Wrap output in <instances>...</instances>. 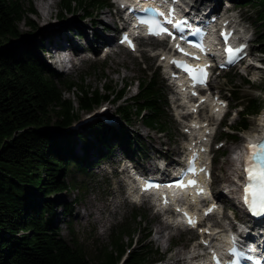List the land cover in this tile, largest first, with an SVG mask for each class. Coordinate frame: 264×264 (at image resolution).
Instances as JSON below:
<instances>
[{
    "label": "trees",
    "instance_id": "16d2710c",
    "mask_svg": "<svg viewBox=\"0 0 264 264\" xmlns=\"http://www.w3.org/2000/svg\"><path fill=\"white\" fill-rule=\"evenodd\" d=\"M231 1L255 6L256 22L261 26L258 44L264 47V0ZM109 5L110 0H61L59 16L64 11L74 12L77 6L86 12L85 16L94 7ZM26 13L35 14L36 9L33 5L25 8L22 0H0V264H93L80 243H71L62 235L57 223L58 207L68 216L72 215L73 205L57 201L52 195L69 192L72 185L63 177L74 169L87 173L94 158L108 157L115 146L121 147L127 156H132L130 152L140 155L137 145L143 149L144 144L130 129L135 118H141L147 127L159 133H168V100L159 73L145 74L150 72L147 69L143 76L135 78L138 90L129 97L126 84L120 89L104 84L105 93L80 85V111H92L104 101H113L122 120L110 123L100 118L77 130L70 128L80 117L74 101L63 96L59 82L73 92L78 85L42 62L31 45L12 48L23 36L21 21L34 27L27 21ZM230 76L227 73L233 84L235 75ZM244 81L250 83L249 79ZM229 93L241 109L231 130H223L222 134L236 141L242 131L249 129L250 117L260 113L264 101L246 98L236 87ZM53 118L57 132L50 130ZM134 219L138 222L136 229L146 222L139 213L134 214ZM64 222L71 229L70 221L64 218ZM128 228L127 225L113 233L100 264H119L125 254V264L161 261L159 249L151 245L137 250L135 247L134 251L131 248L136 242L132 239L126 247L124 235ZM151 234L150 231L146 239Z\"/></svg>",
    "mask_w": 264,
    "mask_h": 264
},
{
    "label": "rangeland",
    "instance_id": "374dc122",
    "mask_svg": "<svg viewBox=\"0 0 264 264\" xmlns=\"http://www.w3.org/2000/svg\"><path fill=\"white\" fill-rule=\"evenodd\" d=\"M60 1L56 0L57 3H60ZM189 1L194 3L195 0ZM213 1L204 0L201 6L207 5V3L211 4ZM226 1L231 3L230 10H233L232 14L236 15L242 22V27L247 28V36L251 38L250 47L252 56L249 57L248 65H243L238 69L227 72L231 76L235 75L233 84L228 81L226 77L227 73L214 78L211 83V89L223 94L232 107L230 116L226 119L224 126L215 130V140L210 152V157L213 159V189L216 192L220 191L221 187H224V190L227 191L226 184L232 182L233 178L238 175L240 168L236 165L235 160L233 161L232 154L236 149L244 145L251 133L260 129L258 118L264 111L263 106L259 114L250 117L251 125L249 129L242 131L237 141H231L223 136V130L228 131L232 127L231 125L239 119L236 111L241 109L240 106H236L235 108L237 101L229 93V90L236 87L246 98L252 97L264 101V69L258 67L260 62L257 61V58H262L261 62H264V56L260 54L261 48L264 47L262 44H258L259 39L257 34L261 26L256 22L255 13L257 9L254 5H245L239 2L233 3L231 0ZM22 2L25 8L33 5L36 9L35 14L26 13L29 22L35 21L36 24L32 22L34 27H31L26 25L24 20L21 21L19 27L23 36L16 40L15 44H12V48L31 45L38 58L42 62L51 65L48 53L46 52L50 48L49 46H51L48 41L52 42L51 38L55 39V37H59L60 32L54 30L49 34L45 33L48 31L45 27L49 24L53 27L63 26L61 28L62 31H66L67 28L73 29L71 38L80 45L81 49L70 43H63V45L74 46L77 50L83 52L76 57L77 61H81L80 64L71 69V71L63 73L64 79L72 80L78 85L75 92L65 89L64 84L59 82L60 87L64 89L63 96L71 98L74 101L75 112L80 117V120L71 125L70 128L74 129L81 120L83 121L87 118H91L88 124L100 119L101 117L97 116V112L105 106L109 109V115L116 118L115 123L122 120V117L117 112V103L113 101H104L92 111H80L77 103V93L80 85L86 88H99L102 93H105L104 84H109L117 89L124 87L126 84V96L129 97L136 94L138 90L137 82L135 81L136 77L143 76L145 69L150 71L145 72V74L157 71L169 104L167 108L170 121L168 133H159L156 129L147 127L141 118H135L130 129L139 135L137 138L142 141L144 148L140 149V146L137 145L141 156L138 153L133 154L130 152L129 154L132 155L131 157L141 167L151 168L156 158L184 152L187 136H189L185 127L188 125L182 124L179 120L178 111L175 109L176 104L173 101L176 95L167 82L165 71L160 66L161 60L159 56L152 55V50L161 47V45L150 39L141 43V50L135 52H127L121 47L115 46L117 50L104 58V53H101L104 43L93 42L91 38L94 35L95 38L101 35L95 32V28L99 29L104 35L107 34L109 36L112 35L113 30L119 29V25L112 16L115 10L109 7H94L88 10L89 15L84 16L86 12L77 6L74 12L64 11L63 16L60 17V5H53V15L49 21H46L40 19L41 14L47 11L43 0H22ZM221 2L222 0H219L218 9L222 6ZM112 3L113 0H110V4ZM112 6L115 7L114 5ZM97 19H100L102 22L97 23ZM72 21H75V25L72 24ZM83 27L84 29H82ZM113 41L116 42V40ZM57 45L59 44L56 43L51 48L54 49ZM51 66L53 67V65ZM245 79H249L250 83L245 82ZM120 103H123L122 100ZM54 121L55 118L52 119L50 130L57 132ZM79 128L77 126L75 130ZM79 146L77 149L78 152H81ZM123 156L125 154L121 147L115 146L108 157L104 159L94 158L95 162L87 173H80L74 169V172L70 173L69 176L63 177L65 181L72 185V188L69 192H60L52 195L57 201L73 205L72 215L68 216H64L61 207H58L57 223L61 227L62 235L71 243L73 241L80 243L93 264H100V257H102L106 247L110 246L113 233L118 232L119 229L125 226L127 228V225L130 228H128L129 231L124 235L126 247H129L131 240L135 239L137 246L135 245L131 248L132 250L135 247V250H137L144 245H151L154 249H159L163 262L156 264H175L173 256L178 250H182V256L186 258L187 252L192 251L193 245L199 243V232L176 230L170 227L148 203L135 204L132 203L131 199H127L122 189V177L125 176V174L121 173L123 165H125V162H122ZM231 159L232 161L230 162ZM236 192V194L226 192L230 199L219 200V211L216 216L209 219L210 223L228 224L224 220V218H227L229 223L234 224V215L236 218L244 219V213L236 204L238 202L236 199L238 198V190ZM232 196H235V198H232ZM76 200L78 201L75 202ZM135 213L142 214L143 218L146 219L142 228L136 229L138 222L134 219ZM64 218L70 221L71 229L65 224ZM161 224L167 225V227L158 232ZM150 231L152 234L146 239V235ZM120 264H123L122 261Z\"/></svg>",
    "mask_w": 264,
    "mask_h": 264
},
{
    "label": "bare ground",
    "instance_id": "6f19581e",
    "mask_svg": "<svg viewBox=\"0 0 264 264\" xmlns=\"http://www.w3.org/2000/svg\"><path fill=\"white\" fill-rule=\"evenodd\" d=\"M43 2H44V4H45V9L47 10L46 12H43L42 14H41V17H40V15H39V17H40V19L41 20H46V21H49V19L52 17V15H53V5H60V3H57L56 2V0H51V1H47L46 2V0H43ZM46 2V3H45ZM202 3H204V0H196V5L197 6H201L202 5ZM211 6L209 7V10H210V12L213 14V13H215V11L217 10V8L219 7V0H214L213 2H211V4H210ZM60 13V12H59ZM60 15V14H59ZM27 21H29L28 20V18H27ZM32 21V20H31ZM34 24H36V22L35 21H32ZM96 22L97 23H100V22H102L100 19H97L96 20ZM75 23V21L73 22L72 21V24H74ZM75 25V24H74ZM63 26H56V27H53V26H51V25H47L46 27H45V29H47L48 31H46L45 33H47V34H49L50 32H53L54 30H56L57 32L59 31L60 32V36L59 37H55V39H53V38H51V40H52V42H50V41H48V43H49V45H54V44H63V43H65V44H74L76 47H78V48H80V45L78 44V43H76V42H74V40L71 38L72 37V32H73V29H71V28H67L66 29V31H62L61 30V28H62ZM96 27V26H95ZM82 29H84V27L82 28ZM95 32L96 33H98L100 36H98L97 38H95V35H94V37L93 38H91V40L93 41V42H98L99 44H101V43H105V42H107V41H111V39H110V36L109 35H107V34H103V33H101L100 32V30L99 29H97V28H95ZM41 36V35H40ZM51 46H49V47H51ZM98 47H99V45H98ZM97 47V48H98ZM196 102V101H195ZM195 102H193V103H189L190 104V106L191 107H194V105H195ZM258 120H259V126H260V129L259 130H256V131H254L253 133H251L250 135H249V138H251V139H253V138H255V137H257L261 132H262V130L264 129V111H263V113L259 116V118H258ZM88 122H86L85 124H87ZM211 126H212V121H211V117H210V115H207L205 118H203V119H199V118H197V116H194L193 117V119L191 120V122H190V129H191V131H194L195 132V134H196V139L197 140H202L203 142H204V144H206V142H207V144H208V141L207 140H209L210 138H211V136H212V129H211ZM234 151V150H233ZM167 156H170V155H167ZM232 161V159L230 160V162ZM233 161H234V158H233ZM244 161H245V159H244ZM234 190H235V188H234ZM233 193H234V191H233ZM216 198H218L219 200L221 199H224V200H227V199H230V198H228V195L226 194V191L224 190V187H221V190L220 191H218V192H216ZM232 198H235V196H232ZM197 203H199V202H197ZM160 226V225H159ZM165 227H167V225L165 226V225H162L161 224V226L159 227V230H158V232H161L162 230L161 229H163V228H165ZM247 228H248V226H247ZM257 228H258V230H261V229H263L264 228V224H259L258 226H257ZM208 229H210V228H208ZM206 230V229H205ZM249 230H250V232L251 231H253V232H256V233H258V234H261V232H259V231H255L254 230V226H251V227H249ZM215 235L216 236H214L213 238H212V241L214 242V243H217V241L218 242H220V240L221 239H223V236H222V230H219L218 232H216L215 233ZM263 241H264V239H263ZM183 252H182V250H178L175 254H174V256H173V259H174V262H175V264H177V263H179V262H181L183 259H185L183 256Z\"/></svg>",
    "mask_w": 264,
    "mask_h": 264
},
{
    "label": "snow or ice",
    "instance_id": "6c2138e0",
    "mask_svg": "<svg viewBox=\"0 0 264 264\" xmlns=\"http://www.w3.org/2000/svg\"><path fill=\"white\" fill-rule=\"evenodd\" d=\"M161 15L163 14L161 13ZM141 23L149 25V34L151 35L159 36L163 33L171 35V33L168 32V29L163 28L155 21L142 20ZM125 39L127 38L125 37ZM240 51H242V49H226L229 57V63L233 62L237 53ZM185 70L193 73L194 79H198L200 83H204V78L207 75L204 68H199L194 71L190 67L185 66ZM196 73H198V75H196ZM248 151L249 155L245 161L244 167L246 179V184L244 186V203L253 215H264V140L257 143H250L248 145ZM192 171L195 172V169H192ZM201 171H203V169H201ZM189 183L195 185V181H190ZM180 186L183 187L184 185L181 184ZM200 191L202 193L203 190L201 189ZM188 223L190 226L194 227L196 221L189 217ZM236 264H238V261Z\"/></svg>",
    "mask_w": 264,
    "mask_h": 264
}]
</instances>
